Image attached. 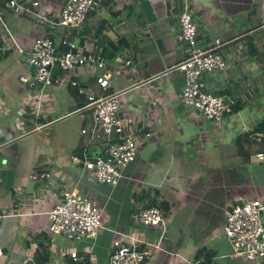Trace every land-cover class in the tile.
Returning a JSON list of instances; mask_svg holds the SVG:
<instances>
[{"label":"crops","instance_id":"crops-1","mask_svg":"<svg viewBox=\"0 0 264 264\" xmlns=\"http://www.w3.org/2000/svg\"><path fill=\"white\" fill-rule=\"evenodd\" d=\"M182 1L192 6L201 46H213L226 62L223 72L211 74L218 90L234 102L232 109L241 105L216 124L180 103L184 74L177 65L185 45L176 37ZM0 2V53L3 60L22 56L31 81V46L43 36L60 45L63 29L56 23L66 0H19L27 12L17 15ZM88 17L68 43L83 42L85 53L104 49L106 90L94 80L103 72L85 69L58 75L60 81L43 91L10 90L0 81V264H109L111 232L80 241L48 233L46 212L62 188L102 209L105 227L140 237L150 250L145 264H244L224 236V211L251 199L264 201V164L254 155L264 146V133L251 136L245 159L237 141L264 122V68L248 53L251 43L264 53V0H103ZM71 80L97 95L119 92L126 128L151 134L149 140L140 136L135 160L116 187L96 183L72 162L74 154L103 157L104 146L99 133L93 134L92 112L79 106L86 98L69 86ZM34 174L51 179L31 181ZM151 189L170 206L164 232L132 219L143 192Z\"/></svg>","mask_w":264,"mask_h":264},{"label":"built area","instance_id":"built-area-1","mask_svg":"<svg viewBox=\"0 0 264 264\" xmlns=\"http://www.w3.org/2000/svg\"><path fill=\"white\" fill-rule=\"evenodd\" d=\"M103 0H66L62 6L56 25L63 30L78 27L91 13H98ZM38 7V2L31 4ZM6 8L13 14L27 12L19 0H8ZM42 22H47L45 16L37 15ZM1 21V15H0ZM179 34L177 42L183 43L184 59L177 69L184 74V87L180 103L185 108L197 112L202 119L211 122H221L223 116L231 112L234 102L227 95H215L208 90L205 77L223 72L226 68L224 58L215 52L214 47L204 48L198 45V29L193 20L192 6L188 1H182L178 17ZM218 44V42H216ZM68 51L59 54L57 46L48 37H38L34 40L28 54L27 62L34 65L33 78L26 83V88L39 86L48 88L54 82V71L60 75H69L79 69L103 72L106 70L105 59L99 52L74 51L70 44ZM96 85L106 90L109 87V75L105 72L94 76ZM70 87L77 89L80 96L87 100L85 107L92 112V130L105 137L103 157L94 159L73 155L72 162L81 164L90 171L94 179L103 185L116 187L123 177L126 167L135 160L140 136L149 140L151 134L143 129L126 128L124 118L120 115V93L97 95L79 86L75 80L70 81ZM81 133L84 135L85 130ZM255 158L264 164V154L258 153ZM49 174H34L31 181H49ZM264 201L260 198L245 201L224 211V236L228 241L234 258L258 264L264 259V225L262 214ZM3 215H0V218ZM48 233L53 236H64L73 241L94 240L102 231H109L114 239L109 253V264H145L150 250L145 242L134 234H124L109 229L103 224V213L97 205L92 204L82 194L68 188H62L58 201L46 212ZM133 222L149 228H160L165 231V217L156 207L139 211L133 217ZM158 248V246H156ZM1 254V252H0ZM72 260H77V254L71 253Z\"/></svg>","mask_w":264,"mask_h":264},{"label":"trees","instance_id":"trees-1","mask_svg":"<svg viewBox=\"0 0 264 264\" xmlns=\"http://www.w3.org/2000/svg\"><path fill=\"white\" fill-rule=\"evenodd\" d=\"M7 1L8 0H2V2H3L2 4H4V3L6 4ZM88 18L89 17L87 16L85 18V20L76 28H73L71 30H63V32H62V41L60 42V45L57 47V51H58L59 54H62V53H64V52L69 50V48H70V45L68 43L69 38H76L80 34L78 29L88 21ZM49 38L53 41V39L51 37H49ZM197 42H198V45L201 46V42L199 41V37L197 38ZM81 44H83V42H80V45ZM79 46H76V47L74 46V51L83 52V51L80 50ZM248 46H249L248 47L249 55L252 56V57L257 58L258 61L260 62V64L264 66V53L262 54L258 50H256L252 43L248 44ZM99 51H100V53L103 56L105 55L104 54V49L102 47H100V46H96L92 51H89V52L96 53V52H99ZM4 56H5L4 53H0V60H3L5 58H7V57H4ZM58 75H60V73L57 70L54 71L53 79L57 78ZM73 89H75V88H73ZM75 90L77 91V89H75ZM208 90H209V88H208ZM212 91L215 93V95H223L222 90H210V92H212ZM86 105H87V101L84 100L82 102V104H80L79 106L82 108V107H84ZM240 106L241 105L239 103H237L236 106L231 110L230 114L232 112H236L240 108ZM262 133H264V122L260 123L256 127H254L253 131H251L250 133L245 134L243 136H240L238 138V140H237L238 141V154L243 159L246 158L247 148H249V147H251L253 145V144H251V143H253L252 140H251V136L262 134ZM262 147L264 148V146H262ZM262 147L260 149H258V151H259V153H263L264 154V149ZM256 154H254V155H256ZM141 198H143L144 201L140 202L141 203V207H140L139 211H141L143 209H146V208H150V207H156L162 212L164 217H166L168 215L169 210H170V206L164 199H162L160 193L156 189H151V190H147L146 192H143V195H142ZM208 259L210 260V258H208ZM195 260H200V257L196 256ZM211 263H212V260L208 261L207 264H211Z\"/></svg>","mask_w":264,"mask_h":264},{"label":"rangeland","instance_id":"rangeland-1","mask_svg":"<svg viewBox=\"0 0 264 264\" xmlns=\"http://www.w3.org/2000/svg\"><path fill=\"white\" fill-rule=\"evenodd\" d=\"M233 23H236V25H240L241 22L239 19L232 18ZM260 36L264 37V33L260 34ZM18 53V52H17ZM19 59H23L22 56H19L18 58L15 57H9L6 60L0 61V81H2V84L10 90H13L14 88L18 91V86L21 87L23 90H27L26 84L30 80V74L23 68V64L19 62ZM264 68V66L262 65ZM218 75V74H217ZM24 87V88H23ZM56 87H59V85H56ZM44 88H42V91ZM245 90V88H244ZM246 92H249V89L245 90ZM30 96H35L36 91H30ZM99 140L98 144L101 146H104L105 137L99 134ZM92 153V148L89 149V154ZM74 164V163H73ZM85 174H88L90 178H92L96 183H98L94 177L92 176V173L88 170H85ZM100 184V183H99ZM91 202V201H90ZM93 203V202H91ZM141 225V224H140ZM65 252L69 253V250H65ZM244 264H251L248 261H243Z\"/></svg>","mask_w":264,"mask_h":264},{"label":"water","instance_id":"water-1","mask_svg":"<svg viewBox=\"0 0 264 264\" xmlns=\"http://www.w3.org/2000/svg\"><path fill=\"white\" fill-rule=\"evenodd\" d=\"M181 5V4H180ZM26 65L27 66H29L30 67V72H34V70H35V67H34V65H30L28 62L26 63ZM205 83L208 85V86H210V87H212V88H214V89H216V90H218L219 88H220V85H218L219 83H217L216 82V80H215V78L212 76V75H207L206 77H205ZM262 223H263V225H264V213L262 214Z\"/></svg>","mask_w":264,"mask_h":264},{"label":"clouds","instance_id":"clouds-1","mask_svg":"<svg viewBox=\"0 0 264 264\" xmlns=\"http://www.w3.org/2000/svg\"><path fill=\"white\" fill-rule=\"evenodd\" d=\"M182 3V2H181Z\"/></svg>","mask_w":264,"mask_h":264}]
</instances>
